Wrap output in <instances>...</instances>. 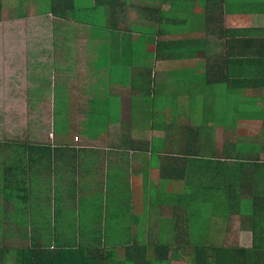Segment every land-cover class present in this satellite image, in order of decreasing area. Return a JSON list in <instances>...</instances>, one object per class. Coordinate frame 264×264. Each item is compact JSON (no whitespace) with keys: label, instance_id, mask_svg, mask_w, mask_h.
<instances>
[{"label":"crops","instance_id":"crops-1","mask_svg":"<svg viewBox=\"0 0 264 264\" xmlns=\"http://www.w3.org/2000/svg\"><path fill=\"white\" fill-rule=\"evenodd\" d=\"M180 2L76 0V15L82 5L85 20L77 15L78 22L65 23L51 14L22 11L16 21L26 35L15 36L13 24L6 23L12 55H0V64L20 60L11 68L18 77L9 89L22 90L32 104L49 98L55 109L47 124L19 130L15 139L0 144V188L8 184L6 172L9 181L22 178L27 192L22 223L31 227L4 226L3 244L26 239L24 245L54 252L78 247L81 239V246L98 251L94 264H109V253L120 245L93 239L154 235L159 229L154 222L161 225L160 217L166 216V209H158L164 206L160 201L168 199L170 188L177 191L173 173L190 153L178 152L177 142H185L195 126L200 136L210 129L218 147L221 128H231L225 142L264 164L262 120L257 136L249 127L259 122L255 117L241 121L247 117L241 114L245 103L254 105L257 116L264 110V0L205 1L198 34L181 31L186 28ZM71 26L77 36L73 42L67 37ZM81 35L82 60L81 55L70 60L68 50L80 46L75 41ZM203 81L213 93L203 102L205 112L212 110L206 123L192 112L194 90ZM216 106L230 110L219 115ZM235 132L244 133L238 144ZM245 232L249 244L238 247L249 249L251 234Z\"/></svg>","mask_w":264,"mask_h":264},{"label":"trees","instance_id":"trees-1","mask_svg":"<svg viewBox=\"0 0 264 264\" xmlns=\"http://www.w3.org/2000/svg\"><path fill=\"white\" fill-rule=\"evenodd\" d=\"M205 1L207 0H203L204 4ZM37 3L47 6L43 13L57 16L65 23L78 22L76 13L67 11L72 7L75 11L76 0H38ZM260 111L264 116V110ZM199 130V127L195 126L191 134L185 137V142H177L180 146L178 152H183L185 148L191 153H185V165L182 157L180 166L177 165V172L173 173L174 182H178L176 186H181L182 189L174 191L170 188L165 194L167 198L171 196V200L169 198L164 200V197L162 201L159 200L165 207L159 205L158 209L159 211L166 209V216H163L164 220L154 235L152 232L148 234L151 239L150 237H163L162 232L168 231V236L158 242L148 239L147 243H142L140 240L143 237L137 234L119 239L117 243L120 245L119 248H122L120 249L122 257L115 259L118 253L115 250L111 251L109 264H170L172 260L184 261V264H264V164L245 158V155L239 152V147H232L229 143L221 142L220 147L211 142L203 144L204 138L209 137V130L205 129L207 134L203 136H200ZM155 150L159 149L153 146L152 151L159 152ZM234 151L236 153H233ZM233 160L236 161L233 162ZM15 174L17 175V172ZM21 180L22 178L19 177L9 181L8 172H6L4 183L8 184L0 188V217L4 218L3 221L0 220V264L7 262L10 264H94L97 261L98 251L86 249L81 245L60 246L58 250L49 252L33 245H24V242L16 243L17 245L14 244L11 247L3 244L4 226L11 223L21 226L22 220L25 219L23 218L26 213L23 198L14 195L20 189L18 183ZM2 191H4L3 195ZM26 194L27 192L25 193L27 200ZM7 196L11 197V203H8ZM186 196L196 202L201 210L203 209V214L208 219L221 220L214 215L215 210L221 206L229 210L224 217L220 216L222 219L226 217L225 224L228 225L230 214L234 211L238 216L247 219L248 231L251 234V248L237 247L232 243L230 246H224L219 242H210L209 240L219 241L221 236L215 231V227L209 229L212 234H207L204 220L201 218L191 221L192 225L189 226L183 238L186 240L181 239L178 235L182 205L180 202ZM153 203L158 205L155 201ZM202 224L203 245L201 244Z\"/></svg>","mask_w":264,"mask_h":264},{"label":"rangeland","instance_id":"rangeland-1","mask_svg":"<svg viewBox=\"0 0 264 264\" xmlns=\"http://www.w3.org/2000/svg\"><path fill=\"white\" fill-rule=\"evenodd\" d=\"M38 0H0V4H1V12H0V55H5L8 54L7 57L10 55H12V47H13V41H12V36L9 35L11 34L12 31H9V26L6 25V23L11 22L13 24V28H14V36L15 35H19V34H25L24 29L22 28V24H18V22L16 21L17 15L23 11L26 14L25 15H34L35 11L38 12H43L46 9V5L43 3H37ZM182 2H180L179 5V12L181 14V16L183 17L184 20V28L181 31L183 32H189L191 34H198L199 31V27H200V20L201 18H203L204 16V12H203V8H200V5L204 3H200V2H195L192 0H181ZM41 10V11H40ZM60 11V10H59ZM68 12H72L74 14V12L76 13V10L69 9L67 10ZM78 13L77 15L79 17H81V20H85V15L82 14L83 13V9H82V5L78 7L77 9ZM32 12V13H29ZM48 18V20L50 21H54V17L53 16H46ZM14 21V22H13ZM203 23V22H202ZM201 23V24H202ZM12 24H10L12 26ZM9 25V24H8ZM11 28V27H10ZM69 33L67 35V37L69 39H71V42H73V40L76 39V29L71 26L67 28ZM26 35V34H25ZM21 36V35H20ZM14 38V37H13ZM83 36L81 35L75 42L80 43L78 47V45L74 44L71 48L72 50L69 53V58L70 60L73 59H77L79 58V56L81 55V60H82V56L85 53V47L82 45L83 43ZM14 46H16V44L14 43ZM61 56L57 57V61H59L61 58ZM0 63L2 59V57L0 56ZM20 60H17L13 63H8L4 62L3 65L0 64V144L4 143H8L9 141H12L13 139L16 138V134L19 133V130L24 131L25 132H29L30 129L34 126H40V124L42 122H44V124H47L49 119L52 117L53 112L52 109H55V107L53 106V101H52V105H51V101L49 98H47L44 101L41 102H37L32 104L29 101H25V94H22V90L20 89H14V90H10V86H12L14 83H16L17 79L15 77L18 76H14V71L11 69L12 67H14ZM20 67H23V64L20 63ZM12 80H14V83L12 82ZM140 78L136 77L135 81L136 83H140ZM227 87L225 85H222L220 87V92H224L225 89ZM194 93H197V97L196 100L194 101L193 104V115L195 114L196 118L202 119L203 117L205 119V121H203V123L209 122V116L212 115V110L205 112L203 110V102H205L206 100L210 101L211 100V95L213 94L212 91L210 90V86L207 85V83H205L204 81L202 82V86L201 88H196L194 90ZM203 93L205 94L203 96ZM226 97H227V93L224 94L222 101L225 103L226 102ZM135 102H140V103H144L143 99H134ZM219 104L220 106L223 105ZM246 109H242L241 114L246 115L247 117L242 118V122H246L249 119L252 118H256L257 123H253L252 125H250V129L253 132L258 131L255 135L257 136L259 131H260V127L261 125L260 120H262L263 124H264V116L262 114V112L260 110H258V116L255 112L254 114V105L253 104H248L245 103ZM34 105V107L32 108V106ZM216 111L219 112V115L221 114V112H229L230 108H226L224 110L221 111V109L216 106ZM203 114H205L203 116ZM209 117V118H208ZM232 116L227 117V119H231ZM36 122V123H34ZM213 122V120H210V124ZM32 123V124H31ZM226 125V123H225ZM228 125V124H227ZM263 126V125H262ZM236 127V126H233ZM231 128L228 127H222L221 128V134L222 137L221 139L223 140L222 143L226 141H230V138L232 137V133H230ZM225 131V132H224ZM208 135H212L210 133V129L208 131ZM235 137H236V143L238 144L240 142L239 139H237V137H243L244 133L242 132H235ZM25 136H27L26 134H24ZM255 136V137H256ZM209 138V139H207ZM204 138L203 140V144L207 143L209 144V142L215 144L218 143V140H215V137H208ZM215 140V141H213ZM218 141V142H216ZM263 141V140H262ZM226 143V142H225ZM230 144V143H229ZM177 149L180 148V146H178L177 144ZM221 150V149H220ZM243 151V150H241ZM239 150V152H241ZM187 154H191V153H187ZM223 154V153H221ZM2 155V154H0ZM178 184V182H176L174 185ZM19 186V190H17L14 195H16V197H22L23 198V203L24 206L27 205V200L25 199V191L23 188V184H21L20 182L18 183ZM178 189H182V187H178L176 188ZM179 191V190H178ZM145 198V197H144ZM171 200V196L168 197ZM161 200V198H160ZM180 203H182L181 205V215L179 217V227H178V235L181 237V239L184 238V235L188 232L189 230V226L192 225V220L193 219H198L201 218L204 220V225H205V232L207 234H212V231H209L210 228L213 229V227H215V231L219 233L220 239L219 241H213V240H209L210 242L216 243L219 242V244L224 245V246H230L231 243H233V245L235 246H247L249 244V233L245 232L248 230L249 227V223L247 221V219L242 218L240 216L237 215V213H235V211L233 212V214H230V220L228 225L225 224V219H222L221 217H224V215L227 214V212L229 210L226 209L225 206H221L219 207V209H216L214 212L215 217L220 218L221 220H216V219H208L205 214H203V209H200V206L198 207V204L196 202H194L191 198L189 197H184L183 201H181ZM184 205H185V209H184ZM209 211V210H208ZM154 216H157V214H155ZM221 216V217H220ZM32 217H35V215H32ZM160 219H163V216L160 217ZM0 220H4L3 217H0ZM41 220H45L47 223V220L45 218V216H41ZM27 224V229H30V224L29 223H22L21 228H23V225ZM154 224H158V228H159V220L155 221ZM69 225H71V223H69ZM14 228V227H13ZM220 228H224L223 230H221ZM3 229V228H2ZM201 244L203 245V224L201 225ZM226 231V232H225ZM4 234V232H3ZM163 237H150L151 239H149V237H144L143 239H141L140 241H142V243H147V240H151L154 242H158L160 240H163L164 237L168 236V231L162 232ZM177 234V233H176ZM207 236V235H206ZM14 240V238H12ZM73 238H68L67 242L70 243L71 240ZM119 239H124V238H119ZM119 239H110V238H103V239H93V241H98L99 243H114V242H118ZM186 240V239H183ZM24 240H18V242H24ZM74 241L76 242L77 239H74ZM27 242H30L27 241ZM27 244V243H25ZM82 240L80 239V245H82ZM118 244V243H117ZM97 246V245H96ZM122 248H117L115 249L116 253H120V256L122 255L121 250ZM184 260V259H183ZM170 264H184V261H174L172 260V262Z\"/></svg>","mask_w":264,"mask_h":264},{"label":"built area","instance_id":"built-area-1","mask_svg":"<svg viewBox=\"0 0 264 264\" xmlns=\"http://www.w3.org/2000/svg\"><path fill=\"white\" fill-rule=\"evenodd\" d=\"M74 142L77 143V138H74Z\"/></svg>","mask_w":264,"mask_h":264}]
</instances>
